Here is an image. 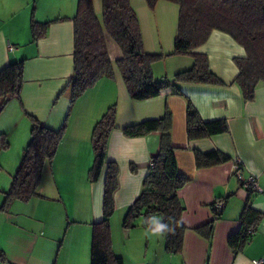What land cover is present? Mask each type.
Segmentation results:
<instances>
[{
	"label": "crops",
	"instance_id": "obj_1",
	"mask_svg": "<svg viewBox=\"0 0 264 264\" xmlns=\"http://www.w3.org/2000/svg\"><path fill=\"white\" fill-rule=\"evenodd\" d=\"M130 3L139 19L144 50L161 55L152 63L154 78H171L190 69L194 63L191 55L173 54L179 6L166 0H159L154 9L145 0ZM92 4L100 18L102 0H92ZM76 8L77 0H0V70L24 60L19 97L11 98L0 112V133L13 132L12 151H6L9 156L2 161L11 178L30 139V116L55 130L66 121L54 157L44 164L36 194L27 201H12L7 210L0 209V250L7 258L0 264H90L93 223L102 218L104 179L103 174L96 182L88 177L94 162L91 133L112 104H116L115 128L108 137L106 157L118 165V187L110 226L112 249L123 264H254L253 259L264 257V86L255 89L253 100H244L233 83L238 74L233 59L244 57V48L229 34L214 29L194 51L208 56L211 70L224 85L183 82L180 93L166 88L158 96L135 100L116 66L122 51L105 32L113 76L99 78L71 102L67 86L74 67L72 18ZM32 15L39 22L52 21L36 41L30 32ZM58 18L62 19L54 20ZM188 101L204 121L225 119L228 131L189 139ZM166 107L171 112V141L178 171L188 180L177 190L181 221L187 227L181 251H167L164 235L165 258L155 243L161 231L142 225L141 217L127 227L122 221L142 189L160 139L159 131L128 136L123 128L160 118ZM212 150L227 154L230 160L198 167L195 151ZM236 158L241 161V176L255 178V189L246 187L235 173ZM3 181L0 205L11 184L10 179ZM217 198L225 203L209 231L208 223L214 217L212 204ZM247 200L256 211L251 225L256 223L258 212L262 216L255 227L251 226L255 230L249 241L235 251L227 240L240 229ZM200 226H204L203 232L195 229Z\"/></svg>",
	"mask_w": 264,
	"mask_h": 264
},
{
	"label": "trees",
	"instance_id": "obj_2",
	"mask_svg": "<svg viewBox=\"0 0 264 264\" xmlns=\"http://www.w3.org/2000/svg\"><path fill=\"white\" fill-rule=\"evenodd\" d=\"M154 9L159 0H145ZM179 6L177 35L173 54L191 55L192 67L176 73L171 78L156 80L152 73V63L160 54L144 50L142 32L137 13L130 0H102L101 17L98 18L92 0H77L74 22V67L68 82L71 102L81 96L103 76H113L112 61L106 48L105 32L118 44L122 56L116 66L132 99L145 100L158 96L164 89L171 88L180 93L183 82L224 85L225 83L210 68L208 56L194 49L204 44L210 33L216 29L229 34L246 55L234 57L238 74L233 83L240 88L244 100H253L255 89L264 84V0H166ZM62 18L54 19L59 20ZM52 21L39 22L32 15L30 32L33 41L44 36ZM24 60L11 62L0 70V112L13 97H19L23 81ZM116 104L110 105L96 121L91 133L94 162L89 170L91 182L99 180L103 174L102 218L93 223L90 264H123L120 256L112 249L110 217L114 212V192L118 187V165L106 157L108 137L115 128ZM31 118L30 139L25 146L20 165L12 177L9 189L4 193L1 210H7L14 200L27 201L36 194L44 164L51 161L64 136L66 121L55 130ZM187 136L198 139L228 131L225 119L204 121L190 101L186 112ZM151 131H159L157 151L152 155L148 172L143 178L142 189L129 207L122 225L131 226L141 217V224L161 231L165 235L167 251H181L183 233L186 226L181 221L182 205L177 190L188 180L178 171L175 147L171 141V112L166 107L160 118L145 119L123 128L128 136H140ZM9 143L0 134V149ZM198 167L211 166L230 160V156L212 150L202 153L195 151ZM253 190V188H249ZM214 211V210H213ZM215 213L208 223L219 218ZM250 208L247 200L242 212V223L236 233L228 237V244L239 251L252 234L249 229L261 219L262 213ZM250 218V219H249ZM203 232L204 226L195 228ZM211 232L206 235L209 237ZM0 260H7L0 250Z\"/></svg>",
	"mask_w": 264,
	"mask_h": 264
},
{
	"label": "rangeland",
	"instance_id": "obj_3",
	"mask_svg": "<svg viewBox=\"0 0 264 264\" xmlns=\"http://www.w3.org/2000/svg\"><path fill=\"white\" fill-rule=\"evenodd\" d=\"M260 86H264V84H262V83H260L259 85H258V87H260ZM20 127H22V125H20ZM11 130V129H10ZM0 134H4V139L9 143V145H8V147H6V148H2V149H0V188H2L1 186H2V184H4V181H3V179H5V180H9L10 179V183H11V181H12V178H11V176L8 174V172L4 169V166L2 165V161H3V159L5 158V156H9L8 154H9V152H6V151H12V145H11V147H10V143H11V141H10V136H11V134L13 135V132L11 133V131H8V132H6V131H4V132H1ZM16 135V134H15ZM13 141H14V137H13ZM14 145V144H13ZM3 152H6V153H4V154H2ZM2 154V155H1ZM3 166V167H2ZM10 185V184H9ZM1 204H2V202H1ZM1 206V205H0ZM1 209V208H0ZM163 237H164V234H162V233H159V234H157V236L155 237V239H156V249H158L160 252H159V254H161V256L163 257H167V255L168 254H164V252H165V249H164V247H163V245H162V243H163ZM159 241V242H158ZM160 247H161V249H160ZM157 250V251H158ZM157 251H156V253H157ZM166 253V252H165Z\"/></svg>",
	"mask_w": 264,
	"mask_h": 264
},
{
	"label": "built area",
	"instance_id": "obj_4",
	"mask_svg": "<svg viewBox=\"0 0 264 264\" xmlns=\"http://www.w3.org/2000/svg\"><path fill=\"white\" fill-rule=\"evenodd\" d=\"M240 164H241L240 159L236 158L235 161H234V171H235V173L238 174V177L243 181V184L246 187L255 189L256 188L255 178L253 176H250V177L244 179L241 176V174H240V166H241ZM224 203H225V200L223 198L215 199V201L212 204V208L214 210V214L222 212V209L224 207ZM248 232L250 234H253L254 230L253 229H249ZM253 263L254 264H264V257H262L260 259H253Z\"/></svg>",
	"mask_w": 264,
	"mask_h": 264
}]
</instances>
